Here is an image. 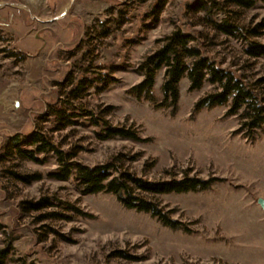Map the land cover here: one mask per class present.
I'll return each mask as SVG.
<instances>
[{
    "label": "rangeland",
    "instance_id": "rangeland-1",
    "mask_svg": "<svg viewBox=\"0 0 264 264\" xmlns=\"http://www.w3.org/2000/svg\"><path fill=\"white\" fill-rule=\"evenodd\" d=\"M223 19L252 29L250 38L219 32L212 22ZM175 30L195 36L191 44L237 76L264 75V58L246 52L251 41L264 43V0L251 7L232 0H0L5 264H264V124L247 133L243 110L229 113L230 103L196 110L215 83L190 90L183 77L174 112L129 92L143 79L137 68L145 56ZM163 74L156 77L158 99ZM69 75L91 80L82 92L88 108L137 130L141 139L100 138L103 127L83 117L58 129L49 106L62 97ZM104 76L115 80L104 87ZM40 125L71 160L89 166L114 161L150 180L185 170L217 180L205 190L148 195L189 230L172 228L127 208L113 193H83L73 175L52 176L59 168L53 149L37 153L40 161L23 157L16 141L35 148L29 140ZM14 171L41 178L26 183ZM43 197L45 207H29Z\"/></svg>",
    "mask_w": 264,
    "mask_h": 264
},
{
    "label": "trees",
    "instance_id": "trees-1",
    "mask_svg": "<svg viewBox=\"0 0 264 264\" xmlns=\"http://www.w3.org/2000/svg\"><path fill=\"white\" fill-rule=\"evenodd\" d=\"M232 1L243 7H251L256 3V0ZM212 23L219 32L245 40H248L250 32H253L252 29L244 28L227 19ZM193 40H195V36L190 33H182L180 30H175L162 38L160 45L148 53L140 63L137 70L143 74V79L134 84L129 92L137 98L153 101L156 107L171 108L174 112L180 98L179 82L183 77L188 78L190 90L200 89L205 82L215 83L216 90L201 97L195 104L196 110L230 103L229 113L233 114L243 110L245 114V121L241 129H246L247 133H251L261 127L264 124V96L262 95L264 75L254 81L237 76L232 70L220 67L215 61L205 56L198 45L191 44ZM246 52L250 57L264 58V43L251 41ZM161 69L164 70V74L160 85L161 98L158 99L154 88L157 73ZM99 80L103 81L105 87L115 79L104 76ZM90 81L85 76L79 79L73 75L66 77L62 84V97L49 106V116L53 118L58 129L76 123L79 117H83L90 125L103 127L104 132L99 133L100 138L120 136L140 140L141 137L137 130L113 125L105 115L99 114L95 108H88L83 103L82 92L90 85ZM66 87L70 88L65 89ZM40 117L46 118L44 115ZM38 128L29 140L30 143L36 145L35 148L21 147L16 141L15 145L23 157L40 161L37 153L53 149L57 154L59 168L51 174L52 176L67 179L73 175L78 180L83 193H113L127 208L148 212L172 228L184 227L185 230H189L181 221L172 218L158 202L148 195L205 190L217 180V178L205 179L190 175L187 170L183 171V175L180 177L172 174L167 179L150 180L140 177L128 169H120L114 161L89 166L75 159L71 160L72 154H66L64 150L56 147L52 142V137L42 131L43 126L40 125ZM13 175L26 183L41 178L40 174H22L15 171ZM27 203L31 209L39 210L49 203V199L43 197L40 200ZM73 209L87 215L74 206ZM9 253L7 247L0 249V264L6 263Z\"/></svg>",
    "mask_w": 264,
    "mask_h": 264
},
{
    "label": "water",
    "instance_id": "water-1",
    "mask_svg": "<svg viewBox=\"0 0 264 264\" xmlns=\"http://www.w3.org/2000/svg\"><path fill=\"white\" fill-rule=\"evenodd\" d=\"M259 202L261 203L262 206H264L263 200L259 199Z\"/></svg>",
    "mask_w": 264,
    "mask_h": 264
}]
</instances>
